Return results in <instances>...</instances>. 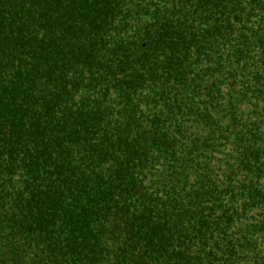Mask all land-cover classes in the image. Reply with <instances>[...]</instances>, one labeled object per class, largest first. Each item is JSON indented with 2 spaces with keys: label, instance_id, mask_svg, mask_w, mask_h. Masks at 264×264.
Wrapping results in <instances>:
<instances>
[{
  "label": "trees",
  "instance_id": "trees-1",
  "mask_svg": "<svg viewBox=\"0 0 264 264\" xmlns=\"http://www.w3.org/2000/svg\"><path fill=\"white\" fill-rule=\"evenodd\" d=\"M0 264H264V0H0Z\"/></svg>",
  "mask_w": 264,
  "mask_h": 264
}]
</instances>
